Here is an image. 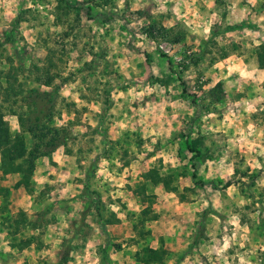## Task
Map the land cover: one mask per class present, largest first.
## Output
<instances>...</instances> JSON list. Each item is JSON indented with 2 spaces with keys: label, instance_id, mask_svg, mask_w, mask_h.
I'll return each instance as SVG.
<instances>
[{
  "label": "rangeland",
  "instance_id": "obj_1",
  "mask_svg": "<svg viewBox=\"0 0 264 264\" xmlns=\"http://www.w3.org/2000/svg\"><path fill=\"white\" fill-rule=\"evenodd\" d=\"M41 106L61 144L28 187L0 171V264H264V0H0L28 151L17 113Z\"/></svg>",
  "mask_w": 264,
  "mask_h": 264
},
{
  "label": "trees",
  "instance_id": "obj_2",
  "mask_svg": "<svg viewBox=\"0 0 264 264\" xmlns=\"http://www.w3.org/2000/svg\"><path fill=\"white\" fill-rule=\"evenodd\" d=\"M12 81L16 79H11ZM36 82H39L41 85H51L52 78L47 76L44 79L38 77ZM221 86V84H218ZM43 95H50L49 93L38 91L36 98L41 101L43 98L45 99L46 96ZM42 98V99H41ZM43 99L44 103H50L53 106V100L48 98L47 102ZM48 105V109H52V106ZM44 106V105H43ZM41 106V110L34 115H26L24 112H18L19 123L22 130L25 134L31 135L33 139H41V143L35 145L33 149L27 150L28 144L25 139V135L19 134L18 132L11 131L8 122L4 119L3 113L0 110V171L2 175L7 174H19V180L17 184H24L25 187H28L31 182V176L35 167V159L39 156V154H46L49 150H45V148H55L59 143V133L57 129H51L45 124H42L41 115L43 114V109L46 107ZM47 110V111H49ZM49 114V112H48ZM44 130V131H43ZM44 134V132L48 131ZM47 134H50V137L46 139ZM43 150V151H42ZM157 171L153 172V170H149L145 176H149L154 178V174ZM196 177V173H192V178ZM160 180V179H159ZM158 181L154 179V182ZM201 184V183H200ZM231 183L228 181L226 186H229ZM3 188V187H1ZM7 190L3 188V190ZM2 193V189H1ZM6 200V197L4 198ZM0 210L4 212L7 210L5 204L0 203ZM146 209L143 208L139 212V217H144L146 214ZM2 224L7 228V234L11 236V246L17 247L18 249H23L30 244L29 239H20L19 242L14 241L15 236L20 232L22 226L26 224V218L23 211H20L16 216L12 215H1ZM142 220H144L142 218ZM148 255L147 257L157 259L158 251L155 249H149L146 252Z\"/></svg>",
  "mask_w": 264,
  "mask_h": 264
}]
</instances>
